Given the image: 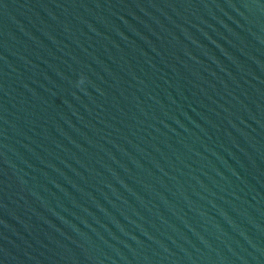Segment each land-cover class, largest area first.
<instances>
[{
    "label": "water",
    "instance_id": "95a60500",
    "mask_svg": "<svg viewBox=\"0 0 264 264\" xmlns=\"http://www.w3.org/2000/svg\"><path fill=\"white\" fill-rule=\"evenodd\" d=\"M0 264H264V0H0Z\"/></svg>",
    "mask_w": 264,
    "mask_h": 264
}]
</instances>
